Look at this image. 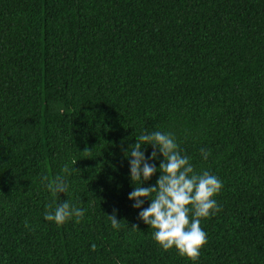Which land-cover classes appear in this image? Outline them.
Returning a JSON list of instances; mask_svg holds the SVG:
<instances>
[{
	"label": "trees",
	"instance_id": "trees-1",
	"mask_svg": "<svg viewBox=\"0 0 264 264\" xmlns=\"http://www.w3.org/2000/svg\"><path fill=\"white\" fill-rule=\"evenodd\" d=\"M157 130L223 183L195 264H264V0H0V264H194L128 199L121 146ZM67 199L81 223L44 219Z\"/></svg>",
	"mask_w": 264,
	"mask_h": 264
},
{
	"label": "clouds",
	"instance_id": "clouds-1",
	"mask_svg": "<svg viewBox=\"0 0 264 264\" xmlns=\"http://www.w3.org/2000/svg\"><path fill=\"white\" fill-rule=\"evenodd\" d=\"M136 143L121 151L129 163L130 181L133 190L128 199L134 201L133 207L139 210L138 218L151 229L154 241L164 252L175 249L181 257L195 262L207 244V233L201 227V221L211 218L222 210L216 197L223 189L222 181L208 171H195L187 155H182L176 138L172 133L152 131L142 133L136 138ZM151 147L150 158L146 150ZM84 153L91 154V149ZM204 159L209 153L201 149ZM162 156V160L160 157ZM160 160L159 168L155 161ZM73 164H77L75 160ZM69 164H64L60 174L54 178L47 175L41 177V183L53 195H67L69 184L67 177L71 175ZM161 175L156 185L145 187L156 173ZM149 206L144 207L145 201ZM86 209L76 206L70 199L59 204H49L44 213V219L63 226L74 220L79 224L83 221ZM107 215V214H106ZM111 226L119 230L121 223L114 210L107 215ZM25 227H30L25 220ZM138 229L136 226H132ZM96 251V245H91Z\"/></svg>",
	"mask_w": 264,
	"mask_h": 264
}]
</instances>
